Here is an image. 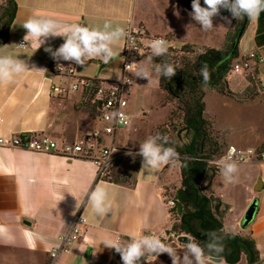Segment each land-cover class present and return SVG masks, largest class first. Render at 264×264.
<instances>
[{
  "label": "crops",
  "instance_id": "crops-1",
  "mask_svg": "<svg viewBox=\"0 0 264 264\" xmlns=\"http://www.w3.org/2000/svg\"><path fill=\"white\" fill-rule=\"evenodd\" d=\"M15 1L17 4L15 20L10 29L8 42L0 47V55H11L25 61L28 70L16 76L11 82L0 83V137L9 139L15 135L35 133L49 136L59 146L67 143L62 136L64 132L62 127L65 129L69 127L67 120L78 116L83 119L87 114L82 109L76 110V107L83 104L88 94L81 89L66 94L56 93L52 91L53 87L68 86L73 78L82 77L105 83L119 80L122 74L123 39L113 45L118 55L109 64L94 59L80 66L69 61L57 62L44 51L48 46L53 50L58 48L64 42L61 37H49L38 50L27 42L25 47L17 46L26 35L24 22L29 17H44L54 19L60 25L80 24L100 29L105 22L111 23L113 28L119 26L124 29L129 24L140 25L153 34L171 33L179 38L180 26H176L175 23L182 22L191 12L179 0ZM156 12H166L171 21L165 24L150 21V14L154 15ZM223 17H227L231 23L229 24ZM213 20L227 23L220 46L216 47L220 48L229 39L233 18L219 15ZM249 28L254 41L257 19L249 20L240 39L238 46L240 56L252 49L240 52ZM175 41L177 42V39ZM172 43L175 45L173 41ZM58 63L71 65L74 68V76L57 75L54 68ZM140 63L138 66L144 67L142 60ZM258 71L264 74V65ZM241 74L233 73L228 76V84L234 94L244 91L241 103L219 94V97H216L218 101L213 100L211 103L220 104L222 109L240 106L245 117L240 129L232 124L230 118L226 120V124L230 126L224 128V122L220 121L221 112L208 110L207 98L210 93L206 96L207 110L216 120V130L222 132L229 145H235L240 149L264 150V89L253 88L245 75ZM141 79L135 76L132 91L135 86L140 87L138 80ZM56 120L62 126L59 132L51 131ZM127 130L129 129L118 130L113 136L105 138L104 143L107 146L113 144L121 149L134 151L135 148L132 146H138L133 144L137 136L131 132L123 134ZM75 131L83 132L80 122ZM228 133H231L232 139L227 138L231 136ZM129 142H132V145ZM176 164L179 170L175 184L179 186L181 170L177 161ZM168 166H162L159 170L142 169V158H139L135 171L136 181L129 186L100 177L96 163L89 159L0 145V264H51L49 252L60 245L62 236L71 231L78 215L86 219V224L81 226L80 240L69 245L70 252L61 254L56 264H113L114 249L104 246L102 241L105 239L126 243L133 233L139 236L165 237L173 224L165 200L170 189L168 187H171L169 183H173L171 177H174L166 175ZM215 178L220 192H223L224 196H229L225 202L234 205L232 211L229 210L230 212L223 215H218L213 210L223 224L218 234L224 237L223 241L230 234L251 238L258 253L256 264H264V158L239 164L238 180L235 183H226L220 168L216 169ZM211 184L214 185V181ZM97 185L105 188L112 203L110 213L104 216L94 213L88 203V195ZM203 193L210 197L205 191ZM253 201L257 202L254 218L243 229V216ZM171 235L174 236L173 233ZM172 242L180 244L177 238L176 242ZM158 258L152 255L141 264H160ZM218 260L219 264H231L221 257H218ZM244 261L246 254L241 252L240 259L234 264H244ZM210 264L216 262L210 261Z\"/></svg>",
  "mask_w": 264,
  "mask_h": 264
},
{
  "label": "clouds",
  "instance_id": "clouds-1",
  "mask_svg": "<svg viewBox=\"0 0 264 264\" xmlns=\"http://www.w3.org/2000/svg\"><path fill=\"white\" fill-rule=\"evenodd\" d=\"M221 9L230 12L233 19L239 20L247 17L248 20H255L260 13L264 11V0H191V12L189 16L203 31L211 30L213 18L220 15ZM229 24L231 20L223 17ZM26 35L19 47L25 43H30L33 48L38 50L46 43L49 37H61L63 43L53 50L51 46L45 47L44 51L49 53L57 62L69 61L76 65L84 66L88 61L100 59L103 63L109 64L118 55L114 51L113 45L121 39H127L130 35L122 27L113 28L111 23L105 22L103 28L82 26L80 24L60 25L56 20L44 17H29L23 24ZM149 47L152 57H162L168 53V42L165 39H153ZM59 65V63H58ZM141 63H132L127 66H138ZM34 67V66H33ZM178 66L172 63L164 62L155 65V72L167 79H171L177 73ZM28 70L25 61L14 58L11 55H0V83L11 82L16 76ZM45 70L46 69H40ZM134 76L147 78L150 80V73L146 67L138 66L133 72ZM200 75L203 83L206 85L210 81V72L208 66L202 65ZM129 83H133L129 80ZM106 119L113 120L119 124L130 126V118L125 113L116 110L106 115ZM168 144L166 136L157 133L149 136L139 145V151L129 150L126 155L135 160L136 156L142 158V169L159 170L162 166L174 164L179 160V153L174 147L165 146ZM236 149L230 147L224 157L217 161V166L226 183H235L238 180L239 163L234 159ZM88 203L94 213L100 216L107 215L112 209V203L108 199L105 188L97 185L88 195ZM206 241L201 244L191 236L185 237L186 243H182L184 254L178 255L175 248L165 244L155 235L139 236L133 233L129 241L121 243L114 239H105L102 241L104 246L120 255L122 264H139L141 258H148L155 254L157 257L161 254H167L172 264H180L183 260L185 264H208L209 261H215L219 264V254L224 251V237L215 231L204 233Z\"/></svg>",
  "mask_w": 264,
  "mask_h": 264
},
{
  "label": "trees",
  "instance_id": "trees-1",
  "mask_svg": "<svg viewBox=\"0 0 264 264\" xmlns=\"http://www.w3.org/2000/svg\"><path fill=\"white\" fill-rule=\"evenodd\" d=\"M179 2L189 11H191V0H179ZM17 4L15 0H2L0 4V47L6 44L10 38V29L15 20ZM222 16H231V14H220ZM244 19H233L228 45L220 48L206 47L199 53H195L193 45L184 44L181 47L182 60L176 61L175 49L169 48L168 53L162 57H152L151 62L155 67L156 64L164 62L172 63L178 66L177 73L170 80L159 74V88L167 93V101L175 106L176 110L181 112L183 120V133L177 131L175 143L168 138V144L165 146L174 147L179 153L181 180L180 185L176 187L175 195L172 199L176 206L170 210L173 221L171 230L167 234L174 233L178 236L186 233L194 238L197 242L203 244L207 237L204 233L208 231L219 232L223 228L221 220L216 216L211 207V197L202 191V181L206 172L210 169H217V165L212 163L214 157L222 155L223 145L213 133V124L205 115V93L208 90H214L227 97H236L228 84V73L233 64L240 57L238 47L232 57L228 58L233 41L240 31ZM249 23V22H248ZM248 25V24H247ZM256 48L264 49V11L257 18V28L254 36ZM192 53L194 55H187ZM151 55V54H150ZM149 55V56H150ZM207 65L210 72V81L205 85L200 75L202 65ZM251 76L246 78L253 85V88H260L259 71L255 68L250 72ZM89 108V114L94 119L99 115V106L91 102L90 96L84 101ZM175 112H172L171 117ZM138 158H141L138 156ZM216 167V168H215ZM138 165L136 167L137 171ZM118 184L132 186L136 181V173L129 181H122L120 178H105ZM182 205V214L178 213L177 205ZM175 220V223H174ZM196 222L197 226L194 225ZM241 238L250 247L254 255V264L258 261V253L253 240L249 237H241L237 234H230L223 241L226 248L230 249L228 262L234 264L238 260L236 240ZM224 251L219 257L226 258L228 252ZM240 250L246 254V264H249V249L240 244ZM155 255V254H153ZM152 256V255H151ZM145 258H141L139 264ZM113 264H122L120 255L114 251Z\"/></svg>",
  "mask_w": 264,
  "mask_h": 264
},
{
  "label": "rangeland",
  "instance_id": "rangeland-1",
  "mask_svg": "<svg viewBox=\"0 0 264 264\" xmlns=\"http://www.w3.org/2000/svg\"><path fill=\"white\" fill-rule=\"evenodd\" d=\"M2 3V0H0V4ZM162 8V7H161ZM150 21H156L159 23H169L171 21V18L166 15V12H156L150 14ZM142 25H144L142 23ZM175 25H179L180 31H179V38L174 37L171 33L166 34H160L156 33L153 34L151 32H148L150 36L155 37H162L170 40L171 42H174L176 61L180 62L182 60L181 56L183 53L181 52V44H190L193 45L195 53L201 52L206 47H201L200 45H194V44H201V45H210L209 47L216 48L220 46V41L223 36L224 31L226 30L227 23L225 21H215L213 20V28L209 31H203L199 24H197L190 16L182 20V22L177 21ZM146 26V25H144ZM231 27V26H230ZM177 39V42L175 41ZM187 42V43H186ZM234 42V41H233ZM228 43V41H227ZM226 43V44H227ZM225 44V45H226ZM229 44V43H228ZM227 44V45H228ZM239 46V45H238ZM254 48V41H253V35L250 33V28L248 29L247 33L244 36V42L241 46L240 52L242 53L245 49ZM150 54L145 55L142 58V61L144 62V67H146L149 70L150 73V80L147 78H142L141 80H138L140 83V87L138 86L134 87V90L132 91L130 97H129V105H128V112L131 115V124L126 129V132H122L123 134L126 133H135L137 136V140L133 141L134 145H138L137 147L132 146V148H135L133 152L139 151V145L143 143L149 136H154L157 133H160L163 136H166L167 138L173 140L175 143L177 141L175 140L177 131L175 129H179V133H183V115L180 111L178 112L175 108V106L171 103H168L167 101V93L159 88V74L155 72V67L153 66L151 60L148 59ZM187 55H194L187 53ZM180 60V61H179ZM250 72H244L242 73L245 75V77L251 76L249 74ZM230 74H233L231 71H229L228 76ZM241 74V73H239ZM238 74V75H239ZM241 74V75H242ZM137 81V80H136ZM138 88V93L136 92ZM230 88V87H229ZM244 92V91H243ZM237 92L236 97H228L230 99L235 100L238 103L242 102V93ZM207 103H208V110L213 109L214 112H221V119L220 121L224 122V128L229 127L230 125L226 124V120L229 118L232 119V124L236 125L238 129L241 127V122L245 119L243 111L239 108L240 106H234L233 108L229 107V109H222L220 107V104H214L212 105L213 100L218 99L216 97H219L221 95L217 91L214 90H208L205 93V104H206V110L205 115L213 124V133L215 136L219 139L220 143L223 145L222 154L225 152L226 148L228 147L227 140L225 137L221 134L222 132H219L216 130V120L211 117L207 110V103H206V96ZM217 93V94H215ZM264 94V93H263ZM216 95V96H215ZM142 96H146L145 98ZM224 96V95H221ZM227 97V96H224ZM225 100H222V102ZM146 102V103H144ZM145 104V105H144ZM143 105L145 107H143ZM77 106V105H76ZM80 106V107H79ZM82 109V111H85V116H83V119H81V116H78V118L67 120L69 127L61 126V123L56 120V124L52 125L51 131H57L59 132L61 127L64 132H62L63 140H65L67 143H72L75 141L74 139L83 138L89 133H91L97 126L96 120L93 118L92 115L89 114V108L85 103L83 102L82 105H78V108L76 107V110ZM144 110V111H143ZM163 110V111H162ZM144 112V113H143ZM172 112H175L173 115V118L171 117ZM80 125L83 127V132L78 133L77 126ZM84 122V123H83ZM71 123V124H70ZM77 125V126H76ZM232 126V125H231ZM233 127V126H232ZM231 135V133H228ZM135 136V135H134ZM228 139H232V135L227 137ZM132 141V139L130 140ZM137 142V143H136ZM132 145V142H129ZM128 144V142H126ZM221 157V156H220ZM220 157H214L213 160L219 159ZM138 156H136L135 160L131 156H124L117 162H115L106 172L103 176L104 178H120L122 181H129L133 178V175L136 171V167L138 165ZM216 168V167H215ZM219 167H217L218 169ZM177 164L176 162L174 164H169L168 169L166 171V175L168 176H174L171 177L173 183H169L171 187H168V195L166 194L167 199H172L173 195H175V186L177 183V177L178 175ZM215 172L216 170L210 169L206 172V176L204 177V180L201 184L202 190L205 191L208 195H210L212 203L211 207L218 215L226 214L229 210L232 211V208L234 205L227 204L225 202V199L229 198V196H224L223 192H220L218 189V185L216 184V178H215ZM171 181V180H170ZM214 181V185L211 184V182ZM213 185V186H212ZM177 187V186H176ZM237 205H235L236 208ZM229 211V212H230ZM228 222V219L226 220ZM175 223V220H174ZM194 225L197 226L196 222H194ZM174 234V233H173ZM180 235H188L186 233H182ZM177 236H173L168 233L165 237L160 239L165 243L173 248L176 249L178 255L184 254V249L182 248V242L179 245L176 243H173L172 241L176 242ZM171 242V243H170ZM158 262L160 264H172V261L170 257L167 254H161L158 256ZM247 262L244 261V264ZM180 264H185L183 260L180 261ZM210 264V261L208 262Z\"/></svg>",
  "mask_w": 264,
  "mask_h": 264
},
{
  "label": "built area",
  "instance_id": "built-area-1",
  "mask_svg": "<svg viewBox=\"0 0 264 264\" xmlns=\"http://www.w3.org/2000/svg\"><path fill=\"white\" fill-rule=\"evenodd\" d=\"M130 33L127 39H123V46L121 52L122 60V74L119 80L114 83L100 82L96 79L90 78H73V81L68 86L58 87L54 86L52 91L56 93L66 94L70 91H77L81 89L86 91L91 98L92 103L99 106V115L96 118L98 122L97 127L83 138L76 139L72 143H63L61 146L46 135H37L35 133H24L21 135L12 136L9 139L0 137V145L17 147L24 150L42 152V153H57L68 157L84 158L92 160L98 167L99 176L104 178L105 172L118 160L126 156L127 150L121 149L113 144L107 146L104 139L113 136L118 130L127 128L128 125L116 123L113 120L106 119V115L113 111L119 110L130 118L128 112L129 97L135 83V76L133 72L138 66H131L129 64H139L145 55L151 54L149 47L153 39L162 38L150 36L147 29L140 25H128L125 29ZM168 42V49L176 47L173 43ZM23 41H21L22 43ZM26 46V43L23 47ZM264 65V52L262 48H253L245 55L240 56L233 64L232 73L239 74L244 72H252ZM54 72L57 75L64 77H73L74 68L71 65L59 63L55 65ZM261 86L264 89V74L259 75ZM131 80L133 83H129ZM131 124V123H130ZM230 147L236 149L234 159L239 163H246L253 159L264 158V150L261 148L240 149L235 145H228L225 152L219 159L225 156ZM212 160V163L217 165V161ZM166 206L169 210L176 206L173 199H165ZM86 224V219L82 215H78L74 220V225L71 231L61 237L60 245L54 247L50 252L51 264H56L61 254L70 252L69 245L74 244L80 240L81 226Z\"/></svg>",
  "mask_w": 264,
  "mask_h": 264
},
{
  "label": "water",
  "instance_id": "water-1",
  "mask_svg": "<svg viewBox=\"0 0 264 264\" xmlns=\"http://www.w3.org/2000/svg\"><path fill=\"white\" fill-rule=\"evenodd\" d=\"M201 4L203 6V0H201ZM220 14H230V12H228L227 10H224V9H221V12ZM249 20L247 19V17L244 18V23L240 29V31L238 32V34L236 35L235 39H234V42H233V45L231 47V50L229 52V55H228V58L232 57L234 51L237 49L239 43H240V39L242 38L244 32H245V29L247 27V24H248ZM177 209H178V213L179 214H182L183 212V208H182V205L179 203L177 205ZM256 209H257V202L256 201H253L249 207L247 208L244 216H243V219H242V228H246L253 220L254 218V215H255V212H256ZM185 237H188L187 235H180L177 237V240L179 242H182V243H186V238ZM240 244H243L244 246H246L248 249H249V252H250V260H249V264H254V255L249 247V245L244 241L242 240L241 238H238L236 240V246H237V254H238V259H240V256H241V252H240ZM227 249V256L225 258V261L228 262V256H229V253H230V250L228 248Z\"/></svg>",
  "mask_w": 264,
  "mask_h": 264
},
{
  "label": "flooded vegetation",
  "instance_id": "flooded-vegetation-1",
  "mask_svg": "<svg viewBox=\"0 0 264 264\" xmlns=\"http://www.w3.org/2000/svg\"><path fill=\"white\" fill-rule=\"evenodd\" d=\"M243 245V244H242ZM226 248V247H225ZM230 250V249H229ZM240 252H241V250H240Z\"/></svg>",
  "mask_w": 264,
  "mask_h": 264
}]
</instances>
